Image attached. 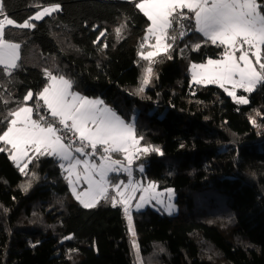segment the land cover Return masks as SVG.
Segmentation results:
<instances>
[{"label":"trees","instance_id":"trees-1","mask_svg":"<svg viewBox=\"0 0 264 264\" xmlns=\"http://www.w3.org/2000/svg\"><path fill=\"white\" fill-rule=\"evenodd\" d=\"M52 3L61 11L35 28L6 30L20 44L11 75L0 66L7 108L41 91L47 69L133 122L142 146L161 149L137 161L160 189H174L179 212H133L143 264H264V84L241 90L249 103L237 104L216 84L192 82L191 64L219 58L222 48L186 20L172 58H156L151 83L138 94L150 21L135 0H5V12L23 22ZM0 110H7L2 103ZM27 171L0 152V264H139L121 207L103 200L83 207L55 157L42 156Z\"/></svg>","mask_w":264,"mask_h":264},{"label":"snow or ice","instance_id":"snow-or-ice-1","mask_svg":"<svg viewBox=\"0 0 264 264\" xmlns=\"http://www.w3.org/2000/svg\"><path fill=\"white\" fill-rule=\"evenodd\" d=\"M37 7L39 10L34 15L18 22L5 12V0H0V66L9 76L11 70L18 67L20 44L6 39V30L33 29L36 27L33 21L61 11L59 3ZM135 7L150 21L138 53L141 60L148 62L138 94L151 83L156 58L161 55L172 58L173 44L178 37L187 34L183 30L186 20L194 21L190 30L202 34L205 43L222 48L218 59L209 58L206 63L191 64L195 84H216L237 104L249 103L246 96H237V89L252 93L258 85L264 84V0H135ZM174 25L180 26L178 33ZM123 27L125 25L115 29L117 37L121 36ZM153 39L155 42L149 43ZM200 48V43L192 45L193 50ZM45 75L46 86L35 94L28 91L21 101L16 102L15 108H7L10 99L0 97V103L7 109L0 110V124L4 125L0 128V152H8L9 159L24 175H28V166L34 160L42 156L55 157L67 173L65 179L73 196L83 207L94 208L102 200L110 201L114 208L122 206L133 237V248L140 261L132 223V201L140 191L139 201L135 204L139 210L151 200L163 203L160 199L163 194L156 191L155 182H149L147 186L134 182L131 165L142 155L150 152L163 155V152L152 145L141 146L144 137L137 134L135 124L126 122L103 100L89 99L73 91V82L62 75H54L47 69ZM29 101H34L31 106ZM249 119L256 126V120ZM88 149L90 151H86ZM97 153L99 163L89 159L96 157ZM114 153L121 154L123 160L114 159ZM121 171L127 173L128 182L112 183L109 173ZM140 171H144L143 165ZM81 177L87 188L77 191L76 184ZM30 186L29 183L25 190ZM110 189L114 195H110ZM166 191L171 200L173 189ZM172 207L168 205L169 212Z\"/></svg>","mask_w":264,"mask_h":264},{"label":"rangeland","instance_id":"rangeland-1","mask_svg":"<svg viewBox=\"0 0 264 264\" xmlns=\"http://www.w3.org/2000/svg\"><path fill=\"white\" fill-rule=\"evenodd\" d=\"M44 6H47V5H44ZM43 7V6H41ZM39 10V8H38ZM40 21V20H39ZM35 21H33L34 23ZM11 42L13 43H19L17 41H13V40H10ZM150 42V41H149ZM154 39L151 40V43H154ZM20 51V50H19ZM238 55V54H237ZM212 59H218V58H212ZM200 63H206L205 62H200ZM200 63H196V64H200ZM17 64H18V61H17ZM193 64V63H192ZM3 67V66H2ZM190 73H191V66H190ZM66 78V77H65ZM67 79V78H66ZM191 81L193 82L192 80V74H191ZM229 88L231 87L230 85L228 86ZM73 91L75 92H78L80 95L82 96H86L84 95L82 92H80L79 90H76V89H72ZM242 89H237V96H245L244 94H242L240 91ZM88 97V96H86ZM247 97V96H246ZM89 99H101L103 100L102 98L100 97H88ZM248 98V97H247ZM104 101V100H103ZM105 105H107L108 107H110L113 111H115L117 113V115H119L122 119H124L116 110H114L110 105H108L105 101H104ZM30 106V105H29ZM34 118H36L34 116ZM125 120V119H124ZM126 121V120H125ZM128 122V121H126ZM128 123H133V122H128ZM142 146V145H141ZM86 151H90V149L86 150ZM77 156H79V154L77 153L76 154ZM113 155V158L114 159H121L123 160V156L121 154H118V153H114L112 154ZM81 158H89V157H81ZM89 159H92L94 160V162L96 163H99V153H97V156L96 157H91ZM59 160V159H58ZM138 159L134 160L133 164L131 165V168H132V180L135 182V181H139L141 184H143L144 186H147V184L149 182H154L153 180L149 179L147 176H144V171L141 172L140 171V166L143 165V169L145 170V165L140 162V161H137ZM65 164L67 162H64ZM127 162H125L126 164ZM60 164H61V161H60ZM63 170V169H62ZM64 172V171H63ZM65 173V176L67 175L66 172ZM98 179V177H96ZM109 180L112 181V183H117L119 181H124V183H127L128 180H129V177L127 175V173L125 172H119V173H109ZM156 183V182H155ZM69 185V184H68ZM70 186V185H69ZM76 188H77V191H83L84 189L87 188V183L83 180V177H81V180L76 184ZM171 189H173L172 187H169ZM169 188H165V189H160L158 186H157V189L156 191L157 192H160L162 193L163 195L160 197V199L163 201V203H157L156 200H151L149 203L145 204L144 207L140 208L139 210H137L135 208V204L139 201V197L141 195V192L140 191H137L136 193V199H134L132 201V209H131V215H132V223L134 225V228H135V224H134V219H133V212L135 211H141V210H144L146 208H151L157 212H160V213H164V214H167V215H175L179 212V207L177 205V202H176V198H177V195L173 189V195L171 197V200H169V197H168V193H167V189ZM70 189H71V186H70ZM110 195H114V192H112V190L110 189ZM171 204L173 207L171 209V212H169L168 210V205ZM119 206V205H118ZM122 208V206H119ZM123 210V209H122ZM128 223V221H127ZM131 240L133 241V237L131 236ZM135 240L138 244V240H137V237H135ZM139 245V244H138ZM136 252V250H135ZM137 255V254H136ZM139 256H140V261H142V264H143V260H142V256H141V252H140V248H139ZM140 261H139V264H140Z\"/></svg>","mask_w":264,"mask_h":264}]
</instances>
